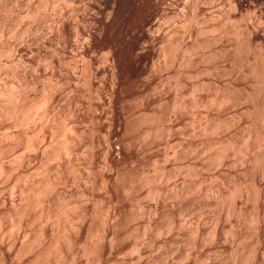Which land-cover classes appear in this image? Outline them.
Listing matches in <instances>:
<instances>
[{
  "label": "rangeland",
  "instance_id": "obj_1",
  "mask_svg": "<svg viewBox=\"0 0 264 264\" xmlns=\"http://www.w3.org/2000/svg\"><path fill=\"white\" fill-rule=\"evenodd\" d=\"M0 90V264H264V0H0Z\"/></svg>",
  "mask_w": 264,
  "mask_h": 264
},
{
  "label": "bare ground",
  "instance_id": "obj_2",
  "mask_svg": "<svg viewBox=\"0 0 264 264\" xmlns=\"http://www.w3.org/2000/svg\"><path fill=\"white\" fill-rule=\"evenodd\" d=\"M91 2V1H90ZM85 27V26H84ZM86 28V27H85ZM86 30V29H85ZM84 31V30H83ZM87 33V32H86ZM89 74V73H88ZM88 74H86V76L88 75ZM90 77H91V75H90ZM85 78V77H84ZM88 78H89V76H88ZM86 82H88V81H86ZM85 82V83H86ZM90 82V81H89ZM92 82V81H91ZM89 84V83H88ZM2 92V90H0V93Z\"/></svg>",
  "mask_w": 264,
  "mask_h": 264
}]
</instances>
